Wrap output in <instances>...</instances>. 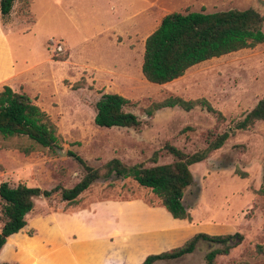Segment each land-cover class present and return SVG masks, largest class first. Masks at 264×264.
I'll list each match as a JSON object with an SVG mask.
<instances>
[{"label": "rangeland", "instance_id": "rangeland-1", "mask_svg": "<svg viewBox=\"0 0 264 264\" xmlns=\"http://www.w3.org/2000/svg\"><path fill=\"white\" fill-rule=\"evenodd\" d=\"M149 4L154 8L148 9ZM229 9H253L264 16V0H29L27 9L14 1L9 15L0 18L17 74L11 87L5 86L26 94L48 116L56 127L59 148L48 150L24 138L0 137V182L67 189L83 174L67 151L93 168L113 158L126 166L149 167L172 161L164 145L191 154L205 147L208 131L232 128L264 93V42L198 63L163 85L150 84L140 74L143 41L164 14ZM105 93L127 99V110L141 124L135 129L94 126V103ZM170 97L202 98L223 121L216 124L198 108L188 112L166 108L145 117L144 109ZM189 170L194 183L185 190L184 203L195 206L201 192L194 213L208 212L214 225L224 226V234L242 236L227 255L215 257V264L262 263L264 257L255 254L253 246L264 242V196L255 194L264 174V121L234 131L220 149ZM135 197L157 203L149 190L130 179L112 177L92 183L71 205L57 193L37 198L25 220L37 213L71 212L93 202ZM19 235L10 237L5 247ZM206 251L199 243L191 256L170 264H203ZM14 259L9 249L0 255V261ZM26 261L22 255L20 264H29Z\"/></svg>", "mask_w": 264, "mask_h": 264}, {"label": "trees", "instance_id": "trees-1", "mask_svg": "<svg viewBox=\"0 0 264 264\" xmlns=\"http://www.w3.org/2000/svg\"><path fill=\"white\" fill-rule=\"evenodd\" d=\"M14 1L22 3L25 9L28 8L29 0H0V18H6L9 15ZM263 22L264 16L253 9L165 14L143 41L140 74L150 84L163 85L181 77L187 69L198 63L242 49L253 48L264 42ZM129 105V101L120 95L101 94L94 103L93 125L104 129L137 128L141 121L127 110ZM174 107L184 112L198 108L211 115L216 124L223 121L220 112L214 110L202 98L194 100L166 98L152 103L144 109L143 113L150 119L154 112ZM261 121H264V93L233 123L232 128L218 133L208 131L204 142L205 147L202 150L185 154L170 145H164V150L172 158L169 163L149 167L126 166L113 158L102 166L93 168L80 157L67 151V156L71 157L83 172L80 179L70 188L63 189L55 186L42 190L24 184L10 186L7 182H0L2 217L0 250L8 237L18 234L25 226V216L32 210L35 199H48L57 193L61 201L71 205L92 183L112 177L128 178L138 187L149 190L157 204L171 218L189 222L191 220L190 206L183 201L185 190L194 183L189 167L202 162L211 152L220 149L234 131L249 130ZM0 137L24 138L48 150L59 148L56 127L48 116L26 94L20 91L15 92L7 86H2L0 89ZM22 152L28 153L27 150ZM244 176L245 173H240L241 178ZM255 194L264 196V174ZM241 241L242 236L239 233L223 235L197 233L179 247L146 256L140 264H153L155 261L181 258L195 251L199 243L204 244L207 249L203 255V264H215V257L227 255L229 250ZM253 250L255 254L264 257V242L261 245H254ZM0 264L8 263L0 262ZM260 264H264V261Z\"/></svg>", "mask_w": 264, "mask_h": 264}, {"label": "crops", "instance_id": "crops-1", "mask_svg": "<svg viewBox=\"0 0 264 264\" xmlns=\"http://www.w3.org/2000/svg\"><path fill=\"white\" fill-rule=\"evenodd\" d=\"M149 5L148 9L154 8ZM6 36L0 29V89L11 87L17 75L5 47ZM200 193L195 206L189 208V222L173 219L157 203L139 197L93 202L71 212L33 214L18 232L21 238L5 247L8 237L0 250V255L7 249L13 251L14 261L0 262L20 264L24 255L29 264H140L146 256L179 247L194 234L223 235L224 226L214 225L212 215L194 213ZM28 230L33 231L31 236L25 234ZM194 252L153 264L176 263Z\"/></svg>", "mask_w": 264, "mask_h": 264}, {"label": "built area", "instance_id": "built-area-1", "mask_svg": "<svg viewBox=\"0 0 264 264\" xmlns=\"http://www.w3.org/2000/svg\"><path fill=\"white\" fill-rule=\"evenodd\" d=\"M59 49V48H58Z\"/></svg>", "mask_w": 264, "mask_h": 264}]
</instances>
